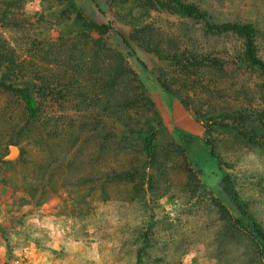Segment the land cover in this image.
I'll return each mask as SVG.
<instances>
[{
    "label": "rangeland",
    "instance_id": "374dc122",
    "mask_svg": "<svg viewBox=\"0 0 264 264\" xmlns=\"http://www.w3.org/2000/svg\"><path fill=\"white\" fill-rule=\"evenodd\" d=\"M180 1L0 0V264H264V0Z\"/></svg>",
    "mask_w": 264,
    "mask_h": 264
},
{
    "label": "trees",
    "instance_id": "16d2710c",
    "mask_svg": "<svg viewBox=\"0 0 264 264\" xmlns=\"http://www.w3.org/2000/svg\"><path fill=\"white\" fill-rule=\"evenodd\" d=\"M161 7L167 9L170 12L179 14L181 16L191 18V19H204V13L202 10L193 4L183 3L180 0H161ZM91 29L94 33L99 36H105L108 34L110 28L105 24H90ZM211 29L218 30L219 32H234L240 35L244 39V57L251 65L257 67L260 71L264 73V60L256 56L252 39L251 31L248 25H238L232 23L220 24L217 26H210ZM5 42L0 40V68L4 67L6 62L10 66H15V62L12 57H9V52L5 47ZM0 87L4 90L10 92L12 95L19 98L27 112L29 118H36L40 114L41 102L37 103L35 98L31 95L30 91L26 88L13 87L10 84H5L3 80L0 79ZM152 139L153 136L146 138L147 149L148 151L152 148ZM150 152V151H149Z\"/></svg>",
    "mask_w": 264,
    "mask_h": 264
},
{
    "label": "water",
    "instance_id": "95a60500",
    "mask_svg": "<svg viewBox=\"0 0 264 264\" xmlns=\"http://www.w3.org/2000/svg\"><path fill=\"white\" fill-rule=\"evenodd\" d=\"M15 154V147H12L11 149V156H13Z\"/></svg>",
    "mask_w": 264,
    "mask_h": 264
}]
</instances>
